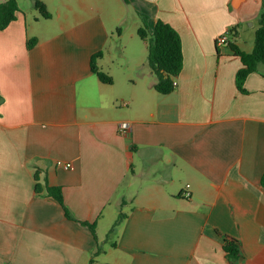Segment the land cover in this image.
<instances>
[{"label": "crops", "instance_id": "1", "mask_svg": "<svg viewBox=\"0 0 264 264\" xmlns=\"http://www.w3.org/2000/svg\"><path fill=\"white\" fill-rule=\"evenodd\" d=\"M15 1L0 30V264H229L223 236L242 264H264V65L239 93L230 49L252 52L264 0H127L149 32L160 20L179 35L167 95L125 57V78L91 72L95 54L104 73L102 52L121 51V17L99 0H56L55 17L37 0L48 19Z\"/></svg>", "mask_w": 264, "mask_h": 264}, {"label": "trees", "instance_id": "2", "mask_svg": "<svg viewBox=\"0 0 264 264\" xmlns=\"http://www.w3.org/2000/svg\"><path fill=\"white\" fill-rule=\"evenodd\" d=\"M127 5L128 1L123 0ZM33 7L39 12L44 19L50 17L45 5L37 0L33 1ZM17 11L15 0H5L0 3V30L5 29L14 19ZM143 27L137 31L138 37L146 44L147 57L146 64L153 78V89L161 95L170 94L174 90V80L179 75L183 57L181 52V41L178 33L168 24L157 20L152 32L147 29L146 18H142ZM233 31V30H232ZM34 45L33 41L27 43V47L31 48ZM233 56L238 57L242 67L235 75V85L239 93H244L243 84L251 73H255L259 65H264V5L261 6L258 15V28L254 34V47L250 54H245L234 46L230 45ZM101 56V53L95 54L91 58L90 69L97 79L104 84H110L111 78L105 73L98 70L95 60ZM1 102V98H0ZM264 185V176L261 179ZM47 196L55 200L62 208L67 219H71L70 214L63 205L61 190L55 187L46 188ZM124 216L120 214L109 230L106 239L113 235L116 228L122 221ZM92 235L94 236V227L88 225ZM219 235V234H218ZM222 250L229 264H242L243 255L240 242L229 236H223ZM89 264H94L91 260Z\"/></svg>", "mask_w": 264, "mask_h": 264}, {"label": "rangeland", "instance_id": "3", "mask_svg": "<svg viewBox=\"0 0 264 264\" xmlns=\"http://www.w3.org/2000/svg\"><path fill=\"white\" fill-rule=\"evenodd\" d=\"M45 1L49 5L48 12L55 17L58 8L56 0ZM99 7L104 12L108 11V14L110 12L118 13L121 17L120 21L116 24V28L113 30V37L121 51L112 50L110 55L106 51L102 52L104 57L99 61V65L103 69L102 71L107 76L112 77L114 81L125 78L122 68L117 64L125 57L128 63L141 64L142 70H145L143 66L145 64L150 74V70L146 64V51L141 50L144 42L137 35L138 29L143 27L142 19H140L141 16L136 14L131 7H127L123 0H99ZM36 13L40 15L38 11ZM51 22L54 23V20ZM256 26L258 28V19L254 23V27ZM135 72L139 74L140 67L132 70L133 75Z\"/></svg>", "mask_w": 264, "mask_h": 264}, {"label": "built area", "instance_id": "4", "mask_svg": "<svg viewBox=\"0 0 264 264\" xmlns=\"http://www.w3.org/2000/svg\"><path fill=\"white\" fill-rule=\"evenodd\" d=\"M227 35H228V33L220 36L218 38V40H217V43L219 45L227 44V40H226L227 39ZM173 85L175 86V82L173 83ZM119 129H120V132L124 134L129 129V125L127 123H123V124L120 125ZM56 166L59 167V168H62L64 170H71L72 169V166L70 164L63 163V162H56ZM188 188H189V186L185 187L186 191L182 195L184 198H189V196H190V193L188 192Z\"/></svg>", "mask_w": 264, "mask_h": 264}]
</instances>
